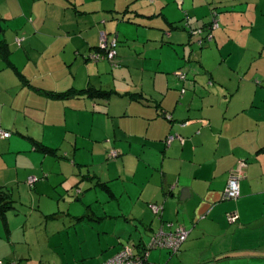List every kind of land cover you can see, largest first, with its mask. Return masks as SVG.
<instances>
[{
  "label": "crops",
  "instance_id": "1",
  "mask_svg": "<svg viewBox=\"0 0 264 264\" xmlns=\"http://www.w3.org/2000/svg\"><path fill=\"white\" fill-rule=\"evenodd\" d=\"M215 10L200 47L192 31L206 34ZM102 33L118 40L117 67L88 59ZM0 44V130L11 133L0 194L14 201L0 264H66L73 246L101 242L105 221L124 222L118 241L85 264L179 227L190 231L180 252L155 250L149 264H264V0H0ZM190 67L183 95L175 74ZM240 160L241 199L228 202Z\"/></svg>",
  "mask_w": 264,
  "mask_h": 264
},
{
  "label": "built area",
  "instance_id": "2",
  "mask_svg": "<svg viewBox=\"0 0 264 264\" xmlns=\"http://www.w3.org/2000/svg\"><path fill=\"white\" fill-rule=\"evenodd\" d=\"M153 2L154 0H149ZM219 26L218 15L213 13V20L211 29L215 30ZM192 35L199 37L198 44L200 46H205V44L210 43L213 40L212 33H204L203 30H193ZM118 40L114 39L111 43L108 42L105 33L101 34L99 50L95 53L89 55L88 59L92 62L108 61L113 67H117L118 58ZM175 77L183 83V88L181 89V94H185L188 90V86L192 85L191 80L186 73V71H179L175 74ZM10 133L4 130H0V138L6 139L10 137ZM176 139L175 136L168 137L166 144L170 145ZM178 139L183 140L182 137ZM118 157V152L116 150L110 151L108 158L114 160ZM248 162L246 160H240L236 167L230 172L229 180L224 191L223 198L225 200H238L241 197L240 183L245 177V170L248 168ZM38 181V178L30 177L28 179V185L33 187V185ZM151 210L155 215H159L163 209L157 204H153ZM239 220V215L236 213L228 214V221L231 224L237 223ZM190 235V231L185 227H179L175 231L170 233H165L160 231L155 234L149 245H146L142 250L138 252L134 251L131 247H125L119 254L104 262L103 264H149L148 259L150 252L156 249L168 250L172 255H177L182 246L186 243Z\"/></svg>",
  "mask_w": 264,
  "mask_h": 264
},
{
  "label": "rangeland",
  "instance_id": "3",
  "mask_svg": "<svg viewBox=\"0 0 264 264\" xmlns=\"http://www.w3.org/2000/svg\"><path fill=\"white\" fill-rule=\"evenodd\" d=\"M260 9H261V7H260ZM216 12H218V11H214L213 13H216ZM213 13L211 14V17H212V20H213ZM217 29H215L214 31H213V35H214V32L216 31ZM20 43L21 42V40H19L18 41V39H17V43ZM18 43V44H19ZM115 160V159H114ZM244 180V179H243ZM242 180V181H243ZM241 181V182H242ZM241 184V183H240ZM241 199V197L238 199V200H227L228 202H237V201H239ZM158 205V204H157ZM150 209H151V207H150ZM152 211V210H151ZM162 212V211H161ZM161 212H160V214L159 215H155L154 213H153V211H152V213L155 215V216H160L161 215ZM239 215V214H238ZM226 218H227V221H228V214L226 215ZM239 220H240V216H239ZM239 220H238V222H239ZM235 223L234 224V226L235 225H239V223ZM105 223V225L103 226V227H97L96 229H97V232L99 231L100 232V234H98L99 235V238H100V240H101V242L99 243V244H85V243H83V245L81 246V245H76V246H73V248H72V252H70V250H69V252L67 253V255L66 256H63L64 257V259H66V264H85L86 262H87V260H84V261H82L84 258H86V259H89L90 258V256L91 255H96V254H98L99 253V251H100V249L102 248V247H108V245L110 244V242H117L118 241V239L115 237V235L114 234H116V233H119L122 229H123V224H124V222H122V221H116V223H114L113 225H115V227L116 228H111V226H112V224H109V221H105L104 222ZM228 223L229 224H231L229 221H228ZM174 225V224H173ZM109 230V231H108ZM141 236H143V239H144V241L146 242V245H149L150 244V242H151V240H152V238L151 237H149V235L147 234L146 235V233L145 232H143V234L141 235ZM80 247H82V248H80ZM156 250H163V249H156ZM153 251H155V250H152L151 252H150V254L153 252ZM154 253V252H153ZM153 255V254H152ZM52 258H53V260L55 259V260H57L58 262H60V260H59V258L58 257H55V256H52ZM100 259H102V256H101V254H99L96 258H93V261H94V263H96V264H99V262H100Z\"/></svg>",
  "mask_w": 264,
  "mask_h": 264
},
{
  "label": "trees",
  "instance_id": "4",
  "mask_svg": "<svg viewBox=\"0 0 264 264\" xmlns=\"http://www.w3.org/2000/svg\"><path fill=\"white\" fill-rule=\"evenodd\" d=\"M211 26H212V22H211V24L208 26V30H206L207 31V33H212V35H213V29H211ZM213 41V40H212ZM211 41V42H212ZM210 42V43H211ZM197 44H198V42H197ZM207 44H209V43H207ZM207 44H205V46L207 45ZM199 45V44H198ZM200 46V45H199ZM200 47H204V46H200ZM99 50V49H98ZM0 56L1 57H3L5 60H7V61H9V54H8V50L6 49V46L4 45V44H0ZM188 74H189V71H187V70H185ZM87 91V90H86ZM86 91H83L85 94H89L90 96H92V97H106V96H108L106 93H104V92H93V91H88V92H86ZM47 96H50L51 98H55V99H67L68 97H70L71 96V94H46ZM6 132H8V131H6ZM10 133V132H9ZM11 134V133H10ZM10 137H11V135H10ZM9 137V138H10ZM1 139V138H0ZM6 139H8V138H6ZM42 148V147H41ZM41 151L42 152H44V153H46V154H54V150H50V149H45V148H42L41 149ZM38 181H39V179H38ZM37 181V182H38ZM27 182H28V180H27ZM36 182V183H37ZM35 183V184H36ZM28 184V183H27ZM34 184V185H35ZM34 185H33V187H34ZM2 197H0V219L1 220H4V221H6V214H7V212L10 210V209H12L14 206V201H12V200H9V198H7V197H4V194H0ZM146 246V245H145ZM145 246L144 247H142L141 249L143 250L144 248H145ZM149 262V261H148Z\"/></svg>",
  "mask_w": 264,
  "mask_h": 264
},
{
  "label": "water",
  "instance_id": "5",
  "mask_svg": "<svg viewBox=\"0 0 264 264\" xmlns=\"http://www.w3.org/2000/svg\"><path fill=\"white\" fill-rule=\"evenodd\" d=\"M189 71V73H192V67H190V69L188 70ZM187 73V72H186ZM188 74V73H187ZM193 74V73H192ZM188 76H189V74H188ZM189 78H190V80H191V83H192V86L193 87H195L196 86V82L194 81V79H192L190 76H189ZM188 193V190H184L183 191V195L186 193V192ZM182 200H183V197H182Z\"/></svg>",
  "mask_w": 264,
  "mask_h": 264
}]
</instances>
